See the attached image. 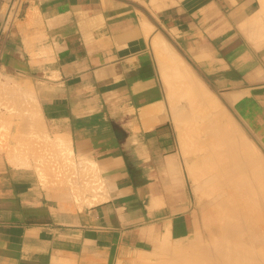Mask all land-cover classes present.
<instances>
[{"label":"crops","instance_id":"crops-1","mask_svg":"<svg viewBox=\"0 0 264 264\" xmlns=\"http://www.w3.org/2000/svg\"><path fill=\"white\" fill-rule=\"evenodd\" d=\"M172 49L264 147V0H0V264H117L203 237Z\"/></svg>","mask_w":264,"mask_h":264},{"label":"bare ground","instance_id":"bare-ground-1","mask_svg":"<svg viewBox=\"0 0 264 264\" xmlns=\"http://www.w3.org/2000/svg\"><path fill=\"white\" fill-rule=\"evenodd\" d=\"M173 55V59L176 62L174 60H172V63H170L171 61L169 62L171 64V71L174 77L173 80L177 83L179 81V88L183 89L181 96L183 99H186L187 102L185 103H188L187 105L189 111H193L191 112L192 114L194 113V111H196V113L198 114L203 110L205 114L207 113L206 115L202 116L203 118L206 116L207 122L205 120L206 126H204V123V125H201V127L204 126V128H201V130H204L203 135L206 139L205 141L207 142V144L204 146V149L208 150L209 157L205 158L206 160H204V164L202 167L209 165V168L203 175L200 173L201 175L199 176L197 175L196 171H194L196 174H193V177L196 179V175L199 178L209 176L214 180V184L207 186L205 197L209 199L208 202L210 201L212 204H214L212 210L214 209L215 211V225L217 230L214 234H211L209 236V238L211 239L210 245H206L205 243H203V246H201L202 244L198 246L197 238L193 240L197 245L194 242L190 243V245L187 244L189 250L191 251H189V253L185 251L187 250L186 246L176 245L177 248H175V250L168 248V246H170V244L166 240L168 237H166L165 239L162 238V240L164 239V242H160L161 246L159 245V249H161V251L158 249V252H160L162 256L158 258L159 254L156 253V258V256L154 257L152 254L151 257L156 258V260L158 259L157 261H155L150 260L149 258L147 259V257L149 256L148 255L147 257H144L146 258V262H143L145 264H264V252L261 253L264 250V161H262V157L259 154L257 155L255 154L256 152H253L254 149L251 145L250 147L253 149L252 151L249 146H247L249 145V142L243 135L245 133H242L243 131L241 130V128L238 129V125L236 128L234 120L230 116L228 117V119L225 118L227 116H223L225 115V113H221L223 112L222 103L217 100V97L214 96L212 91L207 87V84H205L202 79H200L201 77L198 76L199 78L195 79V75H193L194 70L189 66V64L180 59V56L178 57V54ZM162 68H164V66ZM187 72H190L192 76L188 75ZM176 79L178 81H176ZM175 82H172V84ZM177 83H175L176 86L174 87L176 88V90L172 88L175 90V92L179 90L177 89ZM175 96L176 95L173 94L172 98L174 97V99L177 100V97ZM7 98L13 99L11 97ZM16 101L18 102L19 100H15L14 104H16ZM33 101L35 100H32L31 102ZM36 102L35 105L37 104ZM17 105L19 104L17 103ZM33 105L34 103L32 104V106ZM23 106H26V104H24ZM29 109H27L26 112ZM34 110H36V108ZM203 112L202 114H204ZM14 113H16V111ZM21 114L22 113L20 112V115ZM33 116H35L34 113L32 114V117ZM177 117L179 119L180 116L178 115ZM28 118L26 117V120ZM201 118L199 119L200 121ZM192 119L194 118H191L189 121L191 122ZM180 121L184 122L185 120ZM239 130H241L242 132ZM192 132H194V130ZM190 149L192 148L190 147ZM39 162H37V164H39ZM205 162L206 164H208L205 165ZM42 163L44 162L41 161L40 166L43 165L42 168L43 170H45V166ZM188 173L191 174L193 172L189 170ZM82 179L84 178H81L80 181ZM195 179H193V181ZM86 190L89 191V187ZM81 196H83V194ZM100 197L101 196H98L97 198L100 199ZM102 198L104 199L105 197ZM211 222L213 221L211 220ZM255 231L258 232V235H256V233L254 235L253 232ZM198 242L200 244V241ZM191 244L195 245L192 246ZM260 246H262V249H260ZM258 247L260 248L258 249ZM140 258L138 259L141 260ZM142 260H144L143 256Z\"/></svg>","mask_w":264,"mask_h":264},{"label":"rangeland","instance_id":"rangeland-1","mask_svg":"<svg viewBox=\"0 0 264 264\" xmlns=\"http://www.w3.org/2000/svg\"><path fill=\"white\" fill-rule=\"evenodd\" d=\"M177 51H175V50H166V51H162V58H161V61H162V64H163V66H164V68H163V80L165 81V84H166V87H167V103H168V108H169V110H170V113H171V119H172V121L174 122V124H175V126H176V128H177V131H178V134H179V137L181 138V141L184 143V144H187V143H192V145L193 144H196V145H194L193 147L195 148L194 150L196 151V155H197V161H196V169H195V171H196V173H197V175H203L204 173H205V171L209 168L208 166H205V167H202L203 166V164H204V160H206L205 158H207V157H209V153H208V150H205L204 149V143H206L207 144V142L205 141V137H204V135H203V132H204V130L202 131L201 130V128H204V126H206V122H207V118H206V116L203 118L202 116H204V115H206L203 111V113L204 114H202V112H199V113H201V114H197L196 113V111H194V115L191 113V112H193V111H189V108H188V103H185V102H187L186 101V99H183L182 98V96H181V93H182V91H183V89L182 88H179V81L176 79V81H178V83L177 82H175L173 79H174V77H173V75H172V71H171V64L170 63H172V60H174L173 58H174V55L173 54H178V57L180 58V59H182L183 61H185L186 63H188L192 68H193V70H194V73H193V75H195V79L196 78H199V77H201L200 79H202V81L205 83V84H207V87L212 91V93L214 94V96H216L217 97V100H219V102H221L222 103V111L223 112H221L222 114L223 113H225V115H223V116H227V117H225L226 119H228V117L230 116L233 120H234V122H235V125H236V128H237V125H238V129H240L241 128V130L243 131H241V130H239V131H241L242 133H245V134H243L244 135V137H246L247 138V140H248V144L249 145H247V146H249V148L251 149V151L253 150V152L255 153V154H259L262 158V161H264V147L263 146H261L260 144H259V142L257 141V139L255 138V136H254V134L252 133V131L250 130V129H247L246 127H245V125H243L242 124V122L239 120V118H237V116H236V114H235V112L232 110V108H230V106H228L227 104H226V102H225V100L223 99V97H222V95L220 94V93H218L217 91H215L214 90V88L211 86H209L210 85V83L209 82H205V80H204V76H203V74L196 68V67H194L191 63H190V61H188L183 55H181V54H179L178 52L176 53ZM166 56V57H165ZM171 57V58H170ZM171 61V62H170ZM175 61V60H174ZM165 64H164V63ZM170 62V63H169ZM176 62V61H175ZM165 68H166V70H165ZM170 70V71H169ZM168 71V72H167ZM187 74L188 75H190V76H192L191 75V73L190 72H187ZM197 74V75H196ZM199 76V77H198ZM167 79V80H166ZM167 81H169V82H167ZM172 82H175V83H177L178 84V86H177V89H179L178 91H176L175 92V90H176V88H174L176 85H175V83H173L172 84ZM172 85V86H171ZM180 87H181V84H180ZM172 88H174V89H172ZM170 91V92H169ZM171 91H172V93H171ZM174 91V92H173ZM181 91V92H180ZM176 93H179V94H176ZM170 94V95H169ZM173 94H175L176 96L175 97H177V100H175L174 99V97L172 98V95ZM178 95V96H177ZM170 97V99H169V97ZM180 96V97H179ZM179 97V98H178ZM181 98H182V100H181ZM172 99V100H171ZM174 99V100H173ZM170 100V101H169ZM174 101V102H173ZM175 102H176V104H175ZM173 105V106H172ZM183 106V107H182ZM176 111V112H175ZM192 115H191V114ZM227 113V114H226ZM180 116L181 117V119H180V117H179V119L180 120H182V121H184V122H181L179 119H178V117L177 116ZM197 117H196V116ZM192 116H194V117H192ZM196 117V118H195ZM202 117V118H201ZM191 118H194V119H192V121L190 122L189 120L191 119ZM198 118V119H197ZM201 118V121L199 120ZM188 120V121H187ZM197 120V121H196ZM205 120H206V122H205ZM186 122V123H185ZM196 122V123H195ZM190 123V124H189ZM205 125H204V124ZM204 125V126H202L201 127V125ZM190 126V127H189ZM199 127V128H198ZM193 128V129H192ZM194 130V132H192ZM190 132H191V134H190ZM196 132V133H195ZM192 133H194V134H192ZM198 138V139H197ZM204 138V139H203ZM245 138V139H246ZM188 140H189V142H188ZM194 140H195V142H194ZM193 141V142H192ZM246 143H247V141H246ZM253 144V145H252ZM199 145V146H198ZM250 145L252 146V148L250 147ZM191 148H192V150H193V147L192 146H190ZM189 147V148H190ZM197 147V148H196ZM206 151V152H205ZM259 152V153H258ZM206 153V154H205ZM201 158V159H200ZM207 162V161H206ZM206 162H205V165H207L206 164ZM201 168V169H199V168ZM199 173V174H198ZM201 173V174H200ZM203 177H201L200 179H199V183H197V184H199V186H198V192H197V195H196V206H197V208L199 209V212H200V215H201V221H202V233L204 234L203 235V237H199L198 238V240H197V243H198V246L199 245H201V246H203V243H205L206 245H210L211 244V239L209 238V236L211 235V234H214L215 233V231L217 230L216 229V225H215V215H214V213H215V211H214V209L212 210V208L214 207V204H212L210 201L208 202V200L209 199H207L206 197H205V191H206V185H205V183H204V180L202 179ZM207 183H208V185L210 186L211 184H214V180L212 179V178H210L209 176H208V179H207ZM202 191V192H201ZM211 203V204H210ZM209 209H211V210H209ZM206 210H209L208 211V217H209V219L207 220V222H208V224L205 226V224H204V221H203V214H204V211H206ZM211 220L213 221V222H211ZM210 221V222H209ZM210 223V224H209ZM210 226V227H209ZM261 228V227H260ZM208 230H210V231H208ZM258 230H260V229H258ZM209 232V233H208ZM208 233V234H207ZM254 233V235H255V233H256V235H258V232L257 231H255V232H253ZM252 233V234H253ZM207 234V235H206ZM198 241H200V244H199V242ZM213 243V242H212ZM196 244V243H195ZM195 244H193V245H195ZM190 245V244H189ZM192 245V244H191ZM192 245V246H193ZM197 245V244H196ZM168 246V245H167ZM261 247V248H260ZM260 247H258V249L260 248V249H262V246H260ZM168 248H170V249H173V250H175V248H177V247H174V246H172V245H170V246H168ZM158 249L159 248H157L156 250L155 249H150V248H148V250L147 251H145V252H137V253H132L129 257H120L119 258V260L117 261V264H140V261H141V264H145L144 262H146L145 261V259L146 258H144V257H147L148 255L150 256H148L147 257V259L149 258L150 260H155V261H157L156 260V258H157V254L156 253H158L159 254V256H158V258L160 257V256H162L161 254H160V252H158ZM186 249L187 250H185L187 253H189V247L188 246H186ZM160 251H161V249H159ZM172 251V250H171ZM258 251V250H257ZM260 251H262V250H260ZM191 252V251H190ZM264 252V250L261 252V253H263ZM152 254H153V256L155 257L156 256V258H153V257H151L152 256ZM191 254V253H190ZM137 255V256H136ZM142 256H143V259L144 260H142ZM141 257V258H140ZM262 257H263V255H262ZM137 258V259H136ZM138 258H140L141 260H139ZM151 258H153V259H151ZM264 258V257H263ZM138 260V261H137ZM264 260V259H263ZM135 261V262H134ZM137 261V262H136ZM144 261V262H143ZM148 264V263H147Z\"/></svg>","mask_w":264,"mask_h":264},{"label":"built area","instance_id":"built-area-1","mask_svg":"<svg viewBox=\"0 0 264 264\" xmlns=\"http://www.w3.org/2000/svg\"><path fill=\"white\" fill-rule=\"evenodd\" d=\"M16 12H17V6H15L14 8H12L9 12V22L11 23V21L15 18L16 16Z\"/></svg>","mask_w":264,"mask_h":264},{"label":"water","instance_id":"water-1","mask_svg":"<svg viewBox=\"0 0 264 264\" xmlns=\"http://www.w3.org/2000/svg\"><path fill=\"white\" fill-rule=\"evenodd\" d=\"M205 82H208L205 78H204ZM211 87V85H209Z\"/></svg>","mask_w":264,"mask_h":264}]
</instances>
